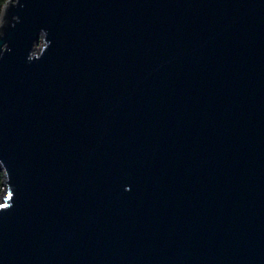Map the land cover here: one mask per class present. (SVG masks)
<instances>
[{
    "label": "water",
    "instance_id": "95a60500",
    "mask_svg": "<svg viewBox=\"0 0 264 264\" xmlns=\"http://www.w3.org/2000/svg\"><path fill=\"white\" fill-rule=\"evenodd\" d=\"M0 168V264H264V0H4Z\"/></svg>",
    "mask_w": 264,
    "mask_h": 264
},
{
    "label": "trees",
    "instance_id": "16d2710c",
    "mask_svg": "<svg viewBox=\"0 0 264 264\" xmlns=\"http://www.w3.org/2000/svg\"><path fill=\"white\" fill-rule=\"evenodd\" d=\"M3 2H4V0H0V13H1V9L3 6ZM38 43H39V41H38ZM2 185H3V171L0 168V188L2 187Z\"/></svg>",
    "mask_w": 264,
    "mask_h": 264
},
{
    "label": "rangeland",
    "instance_id": "374dc122",
    "mask_svg": "<svg viewBox=\"0 0 264 264\" xmlns=\"http://www.w3.org/2000/svg\"><path fill=\"white\" fill-rule=\"evenodd\" d=\"M3 186V185H2ZM1 194H2V187L0 188V197H1Z\"/></svg>",
    "mask_w": 264,
    "mask_h": 264
}]
</instances>
